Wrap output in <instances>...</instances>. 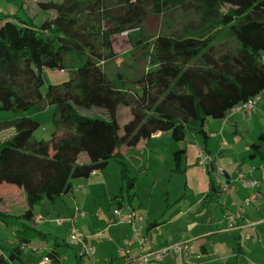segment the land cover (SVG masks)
Wrapping results in <instances>:
<instances>
[{"label": "trees", "instance_id": "obj_1", "mask_svg": "<svg viewBox=\"0 0 264 264\" xmlns=\"http://www.w3.org/2000/svg\"><path fill=\"white\" fill-rule=\"evenodd\" d=\"M19 2L24 18L5 14L0 21V110L22 112L45 101L54 111V131L48 141L36 140L37 120L0 122V134L13 131L0 138V223L14 234V246L0 256V264H23L22 249L46 238L33 225V209L44 200L57 202L72 180L103 173L115 159L130 189L133 178L124 156L142 139L167 133L176 144L188 131L204 145L207 120H223L264 93V0ZM172 8L196 14L199 34L187 30L156 37L153 68L136 78L134 93L120 90L100 66L113 57L111 38L140 32L149 13L160 16ZM88 10L103 13L98 31L77 29L75 18ZM68 57L76 60L74 70ZM44 70H67L69 79L48 85L43 94ZM91 109L104 111L107 119L80 113ZM184 154V149L173 153L172 173L183 172ZM10 190L23 196L19 216L6 209ZM57 258L54 252L45 257L49 264Z\"/></svg>", "mask_w": 264, "mask_h": 264}, {"label": "crops", "instance_id": "obj_2", "mask_svg": "<svg viewBox=\"0 0 264 264\" xmlns=\"http://www.w3.org/2000/svg\"><path fill=\"white\" fill-rule=\"evenodd\" d=\"M0 10V15L3 14V16L5 14H15L11 10H9L8 13H4L3 9ZM3 16L0 17V21ZM255 104V108L249 113L235 108L231 110L223 120H207L205 123V131L208 136L206 144L203 145V143L198 140L199 137L193 135L194 138H192V141L186 142L185 140L181 142L182 145L173 146L177 151L182 149L185 151L181 161L184 165L183 172L177 175H171L172 169L168 170L167 173H155V176L151 178L148 177L149 180L147 179L146 173L150 166L149 162L151 161L152 155H156V152L158 150L160 151L157 145L160 140L167 138L168 135H166L167 133H157L146 141L142 139L138 148L142 147V150H144L143 154H145V156H143L142 162H146L147 166H145L143 172H139L137 176L133 177V187L130 188V196H121L117 202V209L122 210L125 215L134 213L137 216L146 217L144 223L140 226L142 229L140 235L134 240L132 246L128 248L129 256L125 258L120 256V250L126 248L125 241H130L132 239V232L128 225L117 224L113 217L111 220L104 222L102 233L96 232V234L93 233L85 238L91 246L92 244L90 241H97L98 244H102L103 242L102 254L99 256L95 254L94 261L92 260L87 264H117L113 262L115 261V255L120 258V264H132L133 260L142 254L154 253L184 241H189L194 245L193 242L196 240H201L202 242L199 246L194 245L195 254L190 256L189 264H215L213 263L215 259L210 261V255H218L220 259H223L225 264H227L230 259H233L234 252H226L224 246L219 243L217 239H213L212 237L226 230L227 232L233 233L235 238L240 239V236L236 235L237 233L247 232L248 229L255 230L264 226V217H261L260 220L255 223L248 222L252 217L248 215L246 204H244V201L255 192L246 186L247 183H259V188L256 192L260 194V197L252 207L256 208L255 210L260 216L264 215L262 214L264 213V165L256 168L257 170H262V172H260L262 173L260 179H258V173L253 172L252 169L250 177L247 179L242 177V182L238 179L239 177H236L229 171L227 163L220 164L218 159L231 160L234 157V147L238 148L242 145L245 147L246 151L248 148L254 149L252 145L255 144L259 146L257 149H254V152L249 154V158L260 156L261 159H264V150H262L264 149V119H262L264 118V93L259 96ZM12 134L13 131L9 136ZM149 145L155 147L148 149ZM132 152L133 151L127 152L124 157L128 167L131 165L130 159L132 158ZM235 154L237 155L239 153L236 152ZM213 155L216 156L215 160H212L214 158L212 157ZM201 156L205 159H211L210 161L213 163L217 161L218 168H216L213 163L211 165L201 166L199 164ZM166 160H164V162H166ZM171 160L172 159H169L170 165H172ZM141 164L143 165L144 163ZM218 170L222 172V174L218 173L219 177L216 175ZM167 175L169 176L168 181L165 179ZM143 176L145 177L146 183H142L140 180ZM120 181L123 182L122 178ZM217 181L227 183L234 188L231 195L221 193L216 183ZM181 182H183V184H181ZM212 182L215 190L210 189V184ZM122 185L123 184L120 185L121 192L124 186ZM93 186L103 189L102 193L108 197V201H111L110 199L112 196L114 198L116 197L109 192L106 177L103 175H94L88 178V182L84 187L78 186L76 192L71 185V192L65 194L59 200L67 198L69 203L73 205V208L82 206L81 209L83 210L85 205H87V201L92 197L89 193V189ZM173 186L176 187V194L172 192ZM178 186L181 187L180 190L183 191L184 194L178 192ZM158 187H160L161 190H157ZM142 188H145L144 194H142ZM189 193L191 195H189ZM80 195L84 203L76 199ZM92 200L96 204L99 198L94 196ZM6 202H8V200ZM135 203H137L136 207ZM64 204H66V202H64ZM20 207H23L22 199L18 203V206H14L12 209ZM6 209L10 213L13 211L11 206H7ZM219 212H221V215ZM229 213L233 215L237 213L239 215V217L233 221L234 227L232 229L228 228L226 221ZM82 218L85 219L86 215ZM92 224L93 222H91V227L94 226L95 229L99 228L96 223L95 225ZM63 226L64 224L59 227L61 228ZM221 226H224V229L220 230L219 227L221 228ZM259 237L264 238V234H259ZM60 246V243L55 241L52 247L45 251L38 264H49L45 263L44 259L47 254L51 252H54L58 256L56 264H61L62 256L59 250H57ZM237 246L238 254L236 257H241V263L245 264V254L240 248L239 242H237ZM28 253L37 254L38 250H31L28 247L23 248L22 258ZM261 254L264 255V250H262ZM0 256L5 257L2 253ZM75 257L77 259V255H75ZM77 261L78 264L82 263L80 259H77ZM25 263L26 259L23 258V264ZM157 264H179V258L177 257L174 260L165 258L161 263Z\"/></svg>", "mask_w": 264, "mask_h": 264}, {"label": "rangeland", "instance_id": "obj_3", "mask_svg": "<svg viewBox=\"0 0 264 264\" xmlns=\"http://www.w3.org/2000/svg\"><path fill=\"white\" fill-rule=\"evenodd\" d=\"M19 1L20 0H0V9H3L4 13H8L9 10H11L19 18H24V13L19 8ZM2 16L3 14L0 15V17ZM102 17L103 13L100 10H88L75 18V21H77L76 23L78 24L77 29H80L81 31H98L97 29L101 27ZM41 19V17L37 18L36 23H39ZM200 24L201 21L196 14L181 9L172 8L160 16L149 13L142 24L140 32H132L127 37L122 35H114L111 38L113 57L105 61L104 63H101V69L104 71V74L107 77L108 81L114 82L117 88H119L120 90L126 89L130 94L134 93L136 88L134 87L133 83L136 78L144 72L150 70L154 66V40L156 39V37L158 38L159 35L170 36L177 31L186 34L187 30L191 31L192 34H199L198 28H200ZM135 38H138L140 40L136 42ZM96 49L98 52H101L103 54V51L99 44H96ZM75 61V58L68 57V66L73 70ZM42 77L43 85L41 86L40 90L44 94L48 85H61L62 82L69 79V74L67 70H44ZM80 113L83 116H87L89 118L97 117L107 119L105 112L101 110H81ZM126 113V110H122L121 115L124 116ZM53 115V108L45 101H41L27 111L7 112L0 110V122L15 120L23 116L31 117L40 123V128L33 135V138L36 140L48 141L49 139H51V134L54 131ZM122 122L124 121L121 120L120 123ZM11 133L12 131L3 132L2 134H0V138H6ZM185 138L186 142H188L192 141V138H194V136L187 131ZM198 140L202 142V139L200 137L198 138ZM151 145L148 146V149L155 147ZM176 145H182V143L175 144V142L171 140L169 135L167 136V138L159 141V144L157 146L160 148V151L158 150L156 152L157 156L152 155L151 161L149 162L150 166L146 173V177L148 180V177L151 178L155 176V173H167L168 170L174 169L173 153L177 151V149H174L173 146L176 147ZM143 151L144 150H142V147H140L133 150L131 154V165L129 167L127 166L130 178L137 176L139 172H143L145 166H147L146 162H142V158L143 156H145V154H143ZM233 152L234 157L231 160L218 159V162L220 164L227 163L229 171L236 177H239V175L242 174V177L244 179H247L250 177L251 171L253 169V172L258 173V179L261 178L260 175H262V173L260 172H262V170H257L256 168L264 165V159H261L260 156L249 158V154L254 152V149L248 148L245 151V147L241 145L238 148L234 147ZM236 152H238L239 154L236 155ZM214 155L212 156L214 157L213 159L216 158V156ZM169 159H172V165L169 164ZM164 160H166V162H164ZM141 163L144 164L142 165ZM107 165V169L102 174L96 173L95 175H103L104 177H106L109 192L116 196L115 198L112 196V198L110 199L111 201H108V197H106L102 193L103 189L93 186L89 189V193L92 197L87 201V205H85V208H83V210L81 209L82 206L73 208V205L69 203L67 198H62L64 200H59L53 204L47 200H44L39 205L35 206L33 212L35 220L37 218L39 222L35 221L33 225L38 231H41L42 233L49 236H46V239H35L31 242L28 248H30L31 250L37 249L38 253H28L27 255L23 256V258L26 259L25 264H38L39 260L42 259L45 251L51 248L52 244H54L55 241H57L61 245L57 249L62 256L61 264H78L77 259L81 260V264H87L91 261L86 257H82L83 250L81 246L72 245V240L69 236L72 228L85 238L93 233L96 234V232L102 233L104 222H107L114 217V212L117 209V202L119 201V197L125 195L127 196L131 191L130 189L126 188V184L124 182L120 181L121 172L117 160L112 159ZM183 167L184 165L182 164V169ZM173 174L174 173H171V175ZM216 175H218V172H216ZM168 177V175L165 177L166 181H168ZM140 180L142 183H146L144 176L141 177ZM87 182L88 179H76L71 181V185L73 190L76 192L78 186L84 187ZM121 184L124 185H122V192L120 191ZM181 184H183V182H181ZM71 189L68 190L67 194L71 192ZM175 189L176 187L173 186V194H176L175 192H177L175 191ZM180 189L181 187L178 186V192L184 194V192ZM5 190L8 191V188H6ZM157 190H161L160 187H158ZM10 191L11 192H7L9 193V195L5 196L6 198L4 199L5 201L8 200L6 206H11L12 209V207L18 206V203L21 201L23 196L19 191ZM141 191L142 194H144L145 188H142ZM1 194L2 192L0 193V196ZM189 195L191 194L189 193ZM94 196L99 198L96 204L92 200ZM76 199H79L81 203H84L81 195ZM64 202H66V204H64ZM136 204L137 203H135V207L137 206ZM76 209L80 210L81 213L86 215V218L78 219L73 225H71L68 221H71V218L73 217ZM255 209L256 208L252 207V205H249L248 203L246 204V211L248 215H251L252 217V219L248 221L249 223H255L260 220L261 217H264V215L260 216ZM12 210L13 211L11 214L16 216L23 212V207L14 208ZM219 214L221 215V212H219ZM58 220L64 222L63 227L60 228L59 226H57L56 221ZM91 222H93L92 225H95L96 223L99 228L95 229L94 226L91 227ZM219 229H224V226H221V228L219 227ZM259 234H264V226H261L260 228H257L255 230L248 229L247 232L237 233L236 235H239L240 239L235 238L233 233L227 232L226 230H223L220 234H215V236H213L212 238L217 239L218 242L224 246L226 252H234L233 259H230L227 264H242V258L239 256L236 257V255L238 254L237 242L240 243V248L245 254V264H264V255L261 254L262 250H264V238H260ZM201 242V240H196L193 242V244L199 246L201 245ZM13 243L14 234L12 233V231L5 229L4 225L0 223V254L2 253L4 256H6L8 252L13 248ZM90 243L95 250V254H97L98 256L101 255L103 251V242L102 244H98L97 241H90ZM75 255H77V259ZM209 258L210 261L215 259L213 261V263L215 264H225L223 259H220L218 255H210ZM114 259L115 261L113 262L120 264V258L117 255L114 256Z\"/></svg>", "mask_w": 264, "mask_h": 264}, {"label": "built area", "instance_id": "obj_4", "mask_svg": "<svg viewBox=\"0 0 264 264\" xmlns=\"http://www.w3.org/2000/svg\"><path fill=\"white\" fill-rule=\"evenodd\" d=\"M1 12V10H0ZM137 30H133V31H129V32H124L122 34V36H129L130 33L132 32H136ZM258 97H255L253 99H250L247 103H244L243 105L238 106L236 109L240 110V111H244V112H251L254 108H255V103L258 101ZM216 159V158H215ZM212 159V160H215ZM211 159H205L201 156V159L199 161V164L201 166H206V165H211L213 162L210 161ZM214 166L216 168H218V164L217 161H215ZM218 173L222 174V172L220 170H218ZM96 173H93L92 176H94ZM240 181L243 182L242 179V175H239L238 178ZM218 184V188L220 190L221 193L224 194H229L231 195L232 191L234 190V188H232L231 186H229V184L227 183H221L219 181L216 182ZM247 187H249L250 189H252L253 194H251L245 201L244 204H249V205H253L254 203H256V200L259 199L260 194L258 192H256V190L259 188V183L257 182H249L246 185ZM84 216L83 213L80 212V210L76 209L74 212L73 217L71 218L70 222L71 225H73L75 223V221H77L79 218H82ZM227 225L229 229H232L233 226V221L235 219H237L239 217V215L236 214H232L229 213L227 215ZM114 218L117 224L120 225H128L131 228V232H132V239L130 241H125V247L124 249L120 250L119 254L122 257H127L129 256V251L128 248L132 246L134 240H136L141 232V225L144 223L146 217L144 216H137L134 213H130L128 215H125L123 213L122 210L117 209L114 212ZM36 222H39L38 219L35 220ZM57 226H62L64 224L63 221H56ZM71 240H72V245L75 246H81L82 250H83V254L82 257H86L88 260H93L95 258V250L94 248L86 241L85 237H83L81 234H79L75 229L72 228L70 235ZM142 246V244H141ZM195 254V249H194V245H192L189 241H184L181 242L179 244H175L172 245L170 247L164 248L162 250H159L157 252L154 253H150V254H142L138 257H136L133 260L132 264H157V263H161L163 261V259L168 258L171 260H174L175 258H179V264H189V259L191 255ZM45 263H49V261L47 259H44Z\"/></svg>", "mask_w": 264, "mask_h": 264}]
</instances>
